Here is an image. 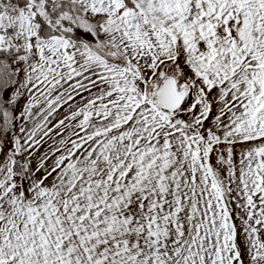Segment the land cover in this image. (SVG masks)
Segmentation results:
<instances>
[{
  "label": "snow or ice",
  "instance_id": "obj_1",
  "mask_svg": "<svg viewBox=\"0 0 264 264\" xmlns=\"http://www.w3.org/2000/svg\"><path fill=\"white\" fill-rule=\"evenodd\" d=\"M0 264H264V0H0Z\"/></svg>",
  "mask_w": 264,
  "mask_h": 264
}]
</instances>
